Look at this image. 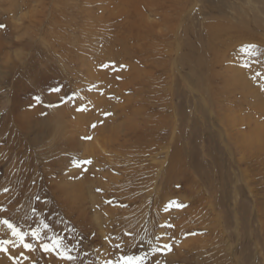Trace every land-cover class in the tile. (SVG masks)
Returning <instances> with one entry per match:
<instances>
[{"label":"rangeland","instance_id":"374dc122","mask_svg":"<svg viewBox=\"0 0 264 264\" xmlns=\"http://www.w3.org/2000/svg\"><path fill=\"white\" fill-rule=\"evenodd\" d=\"M160 3L143 13L162 54L143 55L140 43L121 49L141 29L123 0H0V218L63 237L75 257L43 252L29 236L35 250L8 245L0 264H116L121 255L232 264L226 237L241 264H264V0ZM209 25L245 31L257 47L233 54L220 45L217 64L213 39L230 35ZM188 42L204 54L201 72L181 62ZM230 66L255 92L229 83ZM137 69L158 78L135 83ZM169 181L168 199L184 207L164 197ZM0 239H13L2 225ZM165 243L171 252L154 251Z\"/></svg>","mask_w":264,"mask_h":264},{"label":"bare ground","instance_id":"6f19581e","mask_svg":"<svg viewBox=\"0 0 264 264\" xmlns=\"http://www.w3.org/2000/svg\"><path fill=\"white\" fill-rule=\"evenodd\" d=\"M179 0H176V2H178ZM196 1V0H195ZM105 2H107V1H105ZM141 2H142V4H141ZM160 2H162V0H155V1H152V2H147V1H144L143 2V0H123V7H124V9H125V12L126 13H129V15H131V14H135V15H137V16H139V19H138V22L136 23V27H137V29L140 27L141 29L140 30H138L137 31V37H136V41H133L132 40V45H131V43H130V45H131V47H130V45L128 44L129 42H130V40H129V38H127V39H125L124 41H123V47L121 48L122 49V51H126L127 53L128 52H130V50H133V49H135V43H140L139 44V47L141 48V50H142V47H143V45H144V47H143V50H144V52L142 51L141 53L143 54V55H145V54H147V53H149V52H152V53H154V54H159V55H161L162 54V49L160 48L159 49V47H160V45H158L157 44V41L155 42V41H151V40H153V37L155 38V37H157V36H154L153 34H154V29H153V24L151 25V21H149V19L147 18V16L148 15H146V14H144L143 13V7H146L147 5L149 6L146 10H149L151 13H153V12H156L154 9H153V7L154 6H160V5H162ZM194 3V2H193ZM192 5V4H191ZM190 5V6H191ZM107 6H109L108 4H107ZM118 6V5H117ZM112 7V6H111ZM116 7V6H115ZM205 8H206V6H205ZM208 8V7H207ZM206 8V9H207ZM115 9V8H114ZM123 9V10H124ZM190 9V8H189ZM215 10V9H214ZM100 11V10H99ZM187 11V10H186ZM200 11V10H199ZM112 13V12H111ZM156 14V13H155ZM178 14V13H177ZM110 17H114L113 15H110ZM129 17V16H128ZM172 19V18H171ZM203 20V19H202ZM217 20V19H216ZM242 22V21H241ZM257 23H259V22H257ZM233 24V23H232ZM246 24V23H245ZM255 24H256V22H255ZM215 25H217V23H215ZM257 25V24H256ZM255 25V26H256ZM175 26V25H174ZM96 27V26H95ZM259 28V27H258ZM181 29V28H180ZM123 30V29H122ZM143 30V31H142ZM176 30V29H175ZM107 31H108V29H107ZM192 31V30H191ZM207 31H208V33H212L213 35H220L221 34V36L222 37H224L223 35H222V33H226V31H228V29H223V28H218V26L217 27H214V26H212V25H209V26H207ZM237 31V30H236ZM205 32H206V30H205ZM228 33H229V31H228ZM227 33V34H228ZM249 33V32H248ZM248 33H246V34H248ZM229 35L231 36V38H230V36H229V38L228 39H224V38H220V36L219 37H217V38H215V39H213V41H214V43L216 44H214L213 45V47L215 48V49H212V50H214V52H215V55L213 56V58H216L218 55H219V52H221L222 50H221V48H220V45H221V47H222V49H224L225 50V52H231L232 53V51H234V53L233 54H235V52L237 51V49H242L243 48V50L244 49H247V46L248 45H246L245 44V42H247L250 38H249V36H246L245 35V31L243 32V31H241V33H229ZM248 35H250V34H248ZM256 35V34H255ZM255 35H254V37H255ZM99 36V35H98ZM185 36V35H184ZM189 36V35H188ZM227 36V35H226ZM168 38V37H167ZM179 37L177 36V39H178ZM192 38V37H191ZM256 38V37H255ZM220 39V40H219ZM101 41V40H100ZM99 41V42H100ZM184 41V40H183ZM251 41V40H250ZM146 42V43H145ZM243 44H242V43ZM254 42V41H253ZM257 42V41H256ZM161 43V42H160ZM177 43H178V40H175V44L177 45ZM180 43V42H179ZM202 43H203V41H202ZM238 43H241L242 45H238ZM259 43V42H258ZM98 44V43H97ZM143 44V45H142ZM146 44H147V48H145L146 47ZM186 44V43H185ZM168 46H169V44H167ZM188 45V46H187ZM187 47L185 48V51H184V56H182V58H181V62H184V64H186V65H188L189 67L191 66V67H193V68H195V66H197V68H198V71L199 72H201V71H203L204 70V66H205V68H206V66H207V64H205L206 63V61L204 62V57H203V52L200 50V49H198L194 44H192V43H187ZM218 45V46H217ZM260 45V44H259ZM263 45V44H262ZM98 46V45H97ZM257 46V45H256ZM110 47V46H109ZM262 47V46H261ZM115 48V47H114ZM163 48V47H162ZM176 48V47H175ZM229 48H230V51H229ZM263 48V47H262ZM101 49V48H100ZM258 49H259V47H258ZM242 50V51H243ZM98 51V50H97ZM121 51V52H122ZM178 51H179V45H178ZM181 51V50H180ZM183 51V50H182ZM60 52V51H59ZM133 52V56L135 57V58H137L136 56L137 55H140L141 56V54H139L138 53V50L136 49V51H132ZM140 52V51H139ZM113 53V52H112ZM126 53V54H127ZM138 53V54H137ZM161 53V54H160ZM125 54V55H126ZM129 54V53H128ZM153 54V55H154ZM247 54V53H246ZM114 55V54H113ZM124 55V54H123ZM240 55V54H239ZM85 56V55H84ZM132 56V57H133ZM155 56L156 55H154V56H150V58L149 59H151L152 57H153V60H154V63H155ZM142 57H144V56H142ZM225 57V56H224ZM235 57V56H234ZM252 57V56H251ZM128 58V57H127ZM157 58V57H156ZM227 57H225L224 59H226ZM244 58V57H243ZM148 59V60H149ZM157 60V59H156ZM177 60L178 59H176V57H174V59H173V61H174V65L176 66V67H178L177 65ZM216 60V62H217V64H219V63H221L222 62V60L221 59H219V56H218V58H216L215 59ZM147 61V60H146ZM221 61V62H220ZM231 61V63L233 64V63H235L236 62V59H233V57H232V60H230ZM81 63V62H80ZM88 63V62H87ZM91 63V62H90ZM240 63V62H239ZM85 64V63H84ZM157 64H158V62H157ZM156 64V65H157ZM86 65V64H85ZM85 65H84V67H85ZM97 65V64H96ZM125 65H128V64H125ZM151 65V64H150ZM82 66V65H81ZM132 66V65H131ZM83 67V66H82ZM87 67V66H86ZM93 67H94V65H93ZM98 67H100V66H98ZM97 67V68H98ZM147 67V66H146ZM152 67V66H151ZM94 69L96 70V71H99V70H97L95 67H94ZM99 69V68H98ZM181 69V68H180ZM228 69H229V74H228V77H227V80L229 81V83L230 84H232L233 82H234V84L238 87V89H241V90H243V92L245 93V94H251L252 92H255V91H249V88H250V81L247 79V76L245 75V72H243L242 70H240V69H238V68H232L231 66L230 67H228ZM86 70H88L89 72H91L89 69H87L86 68ZM103 70V69H102ZM101 70V71H102ZM100 71V72H101ZM135 72H134V74H135V77H136V80L137 81H135V83H138V84H143V83H149L150 84V82L151 83H154V81H156V79L158 78H155L154 77V74H153V72H146L145 70H143V69H137V70H134ZM249 71V70H248ZM83 72V71H82ZM228 72V71H227ZM88 74V73H87ZM79 75V74H78ZM94 75V74H93ZM170 75V74H169ZM84 76V75H83ZM86 76V75H85ZM95 76V75H94ZM173 76V75H172ZM211 77H212V75H208V76H205V77H203V79L205 80V81H212V79H211ZM88 78V77H87ZM134 78V77H133ZM139 79V80H138ZM169 79V78H168ZM214 79H216V75H215V78ZM95 82V81H94ZM209 83V82H208ZM144 84V85H145ZM158 84V83H157ZM252 84V83H251ZM100 87H101V85H100ZM191 88H193V87H191ZM252 89V88H251ZM197 90V89H196ZM201 90H202V88H201ZM229 90H231V89H229ZM152 92V91H151ZM233 92V91H232ZM199 93V92H198ZM201 93V92H200ZM204 93V92H203ZM202 94V93H201ZM247 94V95H248ZM202 97H203V95H202ZM205 97V96H204ZM206 100V99H205ZM105 106V105H104ZM134 106V105H133ZM103 107V106H102ZM144 108V107H143ZM135 113H137V112H135ZM94 115V114H93ZM99 116H100V114H99ZM147 117V116H146ZM135 118V117H134ZM134 120H136V119H134ZM238 120V119H237ZM24 121V120H23ZM140 122V121H139ZM225 122V121H224ZM150 123H152L151 121H150ZM130 124V123H129ZM26 125V124H25ZM173 131L175 132L176 131V124H175V121L173 122ZM135 128H137V127H135ZM160 128V127H159ZM118 131V130H117ZM251 134V133H250ZM257 135V134H256ZM260 135V134H259ZM73 138V137H72ZM166 141V140H165ZM238 143V142H237ZM166 147V146H165ZM231 153V152H230ZM169 155V154H168ZM167 156V155H166ZM175 159V158H174ZM173 159V161L175 162V160ZM161 164H163L164 165V163H161ZM160 164V165H161ZM162 165V166H163ZM161 166V167H162ZM72 167V166H71ZM185 168V167H184ZM163 169V168H162ZM171 170V169H170ZM165 171V170H164ZM161 172V171H160ZM158 176V175H157ZM189 178V177H188ZM187 178V179H188ZM171 179V178H170ZM166 183H168V182H166ZM171 184V181H169V183L168 184H164V187H165V190H164V197H167V200L169 201H172L171 199H168V198H170V197H172V195H170L171 193H172V191H171V187L169 186ZM199 187H200V185H199ZM199 190H200V188H199ZM199 190H197L196 189V191H199ZM154 191V190H153ZM162 194V193H161ZM173 194V193H172ZM199 194H200V192H199ZM162 196H163V194H162ZM92 198V197H91ZM78 204V203H77ZM164 204V203H163ZM171 205H169V204H167L166 205V207L169 209V207H170ZM211 208L212 209H214L213 208V203L211 204ZM214 214H215V212H214ZM218 215V214H217ZM185 217V216H184ZM184 219V218H183ZM235 219H236V221H237V227H238V224H240L239 223V218H238V216H236L235 215ZM217 225H218V227H223V220L221 219V217L219 216V218H218V223H217ZM237 227H235V229L237 230V232H238V229H237ZM221 229V228H220ZM163 231V230H162ZM224 232V231H223ZM157 233V232H156ZM225 235H227L226 234V231H225V233H224ZM238 234V233H237ZM161 235V234H160ZM161 236H163V234L161 235ZM165 238V237H164ZM156 241V240H155ZM228 241H229V238L228 237H226V239H225V242H227V243H225V244H227V247H226V251H228V254H226L227 255V258H230L231 257V261H232V264H241L240 263V261H239V259L237 258V256L234 254V250H232V248L230 247V245H228ZM183 251V250H182ZM184 252V251H183Z\"/></svg>","mask_w":264,"mask_h":264},{"label":"snow or ice","instance_id":"6c2138e0","mask_svg":"<svg viewBox=\"0 0 264 264\" xmlns=\"http://www.w3.org/2000/svg\"><path fill=\"white\" fill-rule=\"evenodd\" d=\"M6 26L4 24H0V29H4ZM257 46L254 44L248 45L247 50L248 51H254ZM104 67H107V65H103ZM58 91V89H57ZM37 102H40V97H36ZM105 115H108V113H105ZM97 127L96 123L91 124V128L95 129ZM85 141H91L93 137L91 135H86L82 137ZM91 158L84 159L82 161L76 162V167H81L83 165H90L92 164ZM7 191V189H5ZM99 191V190H98ZM172 206L175 207H184L183 204L178 203L176 201H170L169 202ZM36 209H33V213H35ZM0 225L4 227V229L7 231V233L10 234V236L13 239H0V252L9 253L10 248L7 247L8 245H11L12 247L22 246L24 249H28L29 251L35 250V245L27 241V237H32L33 239L37 241H43L39 243V248L43 250V252H55L59 257L62 259H66L68 261L74 260L75 257L71 255L72 248L69 246H66L64 243V238L60 236H52L46 238L45 236L41 235V231L39 228H32L29 231L22 230L13 220L9 218H0ZM44 229H48L49 225L47 223L43 224ZM17 241L19 242V245H17ZM120 246L117 245V248ZM154 251H172V245L171 244H163L161 247L154 248ZM20 255H24L23 252L20 253ZM25 259H28L27 256L24 257ZM13 260H16V257H12ZM145 259L144 255H121L119 260L116 262V264H143V260Z\"/></svg>","mask_w":264,"mask_h":264}]
</instances>
